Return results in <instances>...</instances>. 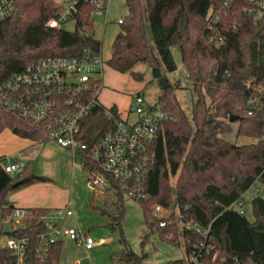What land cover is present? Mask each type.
<instances>
[{
	"label": "trees",
	"instance_id": "trees-1",
	"mask_svg": "<svg viewBox=\"0 0 264 264\" xmlns=\"http://www.w3.org/2000/svg\"><path fill=\"white\" fill-rule=\"evenodd\" d=\"M125 2L129 13L119 23L106 63L140 79L141 75L131 69L135 62L156 67L162 64L165 71H174L172 49L176 48L194 95L189 116L176 96L175 84L168 82L158 96L157 102L169 112V117L160 125L155 155L141 187L145 196L138 200L147 231H157L177 245L176 226H160L151 206L161 204L172 212L179 207L200 227L209 228L206 243L216 253L213 260L208 255L209 264H218L222 258L229 264H264V197L256 195L251 199L252 220L233 206L240 201L244 207V193L255 181L264 185V15L254 19L244 10L245 0H236L221 15L224 39L216 45L209 40L206 14L219 0ZM61 8L55 0H16L15 12L0 21V85L42 57L80 56L85 49L100 52L101 41L93 33L92 5L77 6L72 31L45 25ZM230 115H236L232 122L228 121ZM96 117H104L101 107H94L84 117L82 139L89 141L103 132L105 118L104 126L94 135L90 133L89 129L96 126ZM6 128L31 140L48 139L45 125L35 124L0 103V131ZM230 133L256 141L236 144L223 137ZM2 159L0 237H27L24 264H58L61 241L44 248L37 238L44 229L40 217L51 209H29L23 226L16 227L13 233H3V220L15 208L7 202L8 192L48 178L33 173L28 165L9 173L3 168ZM113 204V225L121 230V192ZM89 205L99 208L94 197ZM170 233L173 237L169 239ZM182 235L185 251L191 249L193 242L204 239L201 234L186 230ZM120 240L125 245L122 234ZM145 257V253L137 255L128 249L118 255L126 264H140ZM15 263L12 250L0 247V264Z\"/></svg>",
	"mask_w": 264,
	"mask_h": 264
},
{
	"label": "built area",
	"instance_id": "built-area-1",
	"mask_svg": "<svg viewBox=\"0 0 264 264\" xmlns=\"http://www.w3.org/2000/svg\"><path fill=\"white\" fill-rule=\"evenodd\" d=\"M80 3L92 5V16L108 10V3L104 5V0H68L67 6H61L57 16L49 18L45 25L60 28L62 22L74 17ZM235 3L236 0H219L218 5L208 9L209 40L216 45L224 39L221 15ZM15 9L16 0H0V21L10 17ZM244 10L258 19L264 15V0H245ZM122 18L116 22L121 23ZM103 69L101 52L94 53L90 49H85L80 56L42 57L15 72L0 85V103L35 124L45 125L48 139L79 157V165L87 176L94 198L100 204L107 197L116 199L118 192L138 201L145 196L141 187L148 165L155 155L154 146L160 125L169 117V112L158 102L147 103L140 92L131 97L129 111L134 117L131 121L121 116L117 108L103 107L98 100L103 86ZM96 106L101 107L107 125L98 137L86 141L80 135L82 121ZM23 167L19 162L3 163V168L9 173L21 171ZM233 206L244 213L240 201ZM151 210L160 226H176L177 245L181 243L184 248V230L199 233L204 238L193 242L189 251L184 250L182 258L169 264H209L208 255L213 260L216 253H212L211 246L206 243L208 227H200L179 207L172 212L156 203ZM29 214L28 210L15 207L3 222L10 221L15 229L24 225V219ZM71 215L73 211L67 204L41 216L44 229L37 235L38 244L45 248L50 243L68 238L82 243L87 249L91 248L94 245L91 236L64 225L66 217ZM167 237L172 238L173 233ZM27 244L26 236L4 234L0 237V247L12 250L16 256L15 264H24L23 254ZM218 264L229 263L222 258Z\"/></svg>",
	"mask_w": 264,
	"mask_h": 264
},
{
	"label": "rangeland",
	"instance_id": "rangeland-1",
	"mask_svg": "<svg viewBox=\"0 0 264 264\" xmlns=\"http://www.w3.org/2000/svg\"><path fill=\"white\" fill-rule=\"evenodd\" d=\"M60 6H67L68 0H55ZM108 3V11H101L93 15V30L94 37L101 41V54L104 61L102 88L98 95V100L103 107H113L111 104H118L121 108L126 105V97L137 92L142 93L146 101H153L157 98L160 86L157 79L152 73L154 64L141 62L136 69L140 70L142 78L138 79L130 73H117L107 63V59L111 52V43L114 35L119 31V25L116 22L118 17H124L129 13V8L125 0H104V5ZM107 19L106 26L104 19ZM110 20V21H109ZM61 27L65 30L72 31L75 28L74 18H69L62 22ZM173 59L176 64L174 71H165L164 66L160 64L162 74L167 78V81L177 86L175 92L180 100V103L189 116L191 111L194 95L191 90L190 82L186 77V72L181 61L180 53L176 48L172 49ZM119 72V71H118ZM109 96L118 94L121 96L120 101H105L104 95ZM130 95V96H131ZM124 116V112L121 113ZM134 117L130 115L128 120ZM95 127L90 128V133L95 134L105 124L104 117L95 118ZM227 140L236 143L244 144L256 141L253 138L245 136H235L234 133L223 135ZM52 140V139H51ZM14 148L13 143L7 139L0 140V152L3 154L2 162L14 160L11 152ZM29 153L24 157L17 155L18 161L21 158L31 160L33 164H38L39 160L35 156V152ZM71 161H74L75 166L72 171V189L69 193L71 201V209L73 215L66 217L64 220L65 226H71L79 229L82 233L89 235L94 240V245L87 249L82 243L64 238L61 241L60 255L58 264H126L125 261L118 258V255L123 250H131L137 255L146 254L145 259L140 264H164L168 261L176 260L184 256V248L180 243L175 245L172 242L162 238L157 231L148 232L144 224L143 211L140 203L131 196L125 194L123 196L124 215L120 222L121 230L118 225H113L112 212L114 210L113 197H107L103 204L98 200L97 206L93 208L88 203L93 191L89 188V181L83 169L79 165V157L72 152ZM174 178L171 179L173 182ZM260 195L264 197V185L255 181L249 189L244 193V213L249 220H252V205L251 199ZM236 207V206H235ZM104 210V212L101 211ZM114 226V228H113ZM121 232V233H120ZM121 234L124 238L125 245L121 242ZM143 241V242H142Z\"/></svg>",
	"mask_w": 264,
	"mask_h": 264
},
{
	"label": "crops",
	"instance_id": "crops-1",
	"mask_svg": "<svg viewBox=\"0 0 264 264\" xmlns=\"http://www.w3.org/2000/svg\"><path fill=\"white\" fill-rule=\"evenodd\" d=\"M107 11L105 13H107ZM118 18H122V17H118ZM107 21L108 20L105 18L103 27L106 26ZM141 62L142 61L135 62L131 67V69L136 73H141L140 70L136 69L138 66H140ZM116 72L123 73L118 71ZM125 73H129V71ZM160 92H161V88L160 91L158 92L157 98L154 99L153 101H147V103L149 104L156 103ZM130 95L129 97H126L127 98L126 105L123 106V108L118 106V104L113 103V100L117 102L121 100V96H119L118 94L109 96L108 93H106L104 95V99L105 101L112 100L111 103L113 104L111 105H113L114 108H117L120 111V114L124 112L123 117L128 118L130 117V115H133L129 111L131 97H132V95L131 96ZM3 139L9 140L14 145V148L11 152V155L12 157H14L13 158L14 160H10L4 163L19 162L22 163L23 166L28 165L33 173L44 175L48 178L47 180L34 181L23 187L10 190L7 194V202L9 204H11L13 207L22 208L25 210H29L34 207H44V208L54 209V208L64 207L67 204L71 205V201L69 199V193L71 192L72 189L71 176H72L73 168L75 166L74 161L70 160V157H72V154L70 153L71 151H69L64 147H61L54 140L51 139H47L44 141L31 140L29 138L17 136L7 128L0 131V140ZM27 152H35V156H37L39 163L33 164V162H31L30 159L26 160L28 159V156L25 160H23L24 158H21L20 161H18L17 155H20L21 157L25 155L24 157H26V155L29 154ZM2 154L3 153L0 152V155ZM88 185L90 188L91 187L90 184ZM93 197L94 196L92 194L90 200L93 199ZM97 202L98 201H96L95 199L96 204Z\"/></svg>",
	"mask_w": 264,
	"mask_h": 264
},
{
	"label": "water",
	"instance_id": "water-1",
	"mask_svg": "<svg viewBox=\"0 0 264 264\" xmlns=\"http://www.w3.org/2000/svg\"><path fill=\"white\" fill-rule=\"evenodd\" d=\"M94 33V31H93ZM152 73L154 75V77L157 79V82L160 86L161 89H165L168 86V81L166 79V77L162 74L161 70L159 67H153L152 68ZM236 119V115H230L228 118L229 122H232ZM16 181H14L12 184H15ZM2 231L3 233H13L14 229L12 227V224L10 221H5L2 224Z\"/></svg>",
	"mask_w": 264,
	"mask_h": 264
}]
</instances>
